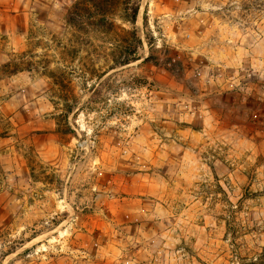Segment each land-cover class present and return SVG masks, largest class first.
<instances>
[{
	"label": "rangeland",
	"instance_id": "rangeland-1",
	"mask_svg": "<svg viewBox=\"0 0 264 264\" xmlns=\"http://www.w3.org/2000/svg\"><path fill=\"white\" fill-rule=\"evenodd\" d=\"M134 1L0 0V264H264V0Z\"/></svg>",
	"mask_w": 264,
	"mask_h": 264
},
{
	"label": "trees",
	"instance_id": "trees-1",
	"mask_svg": "<svg viewBox=\"0 0 264 264\" xmlns=\"http://www.w3.org/2000/svg\"><path fill=\"white\" fill-rule=\"evenodd\" d=\"M140 11V4L134 0H75L68 9L67 21L73 27L74 34L80 30H93L97 33L111 34L118 42H126L125 35H131L137 42L132 45L117 44L120 51L113 57L116 65H124L137 59V48L142 43L135 26ZM117 18L129 23L131 29L117 23ZM264 250V248H263ZM260 262L264 261V253L260 254Z\"/></svg>",
	"mask_w": 264,
	"mask_h": 264
}]
</instances>
